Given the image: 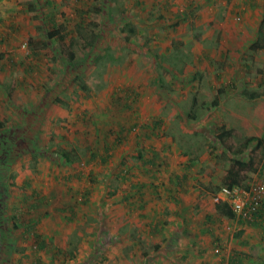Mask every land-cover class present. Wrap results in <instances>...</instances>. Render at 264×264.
<instances>
[{"label": "rangeland", "instance_id": "1", "mask_svg": "<svg viewBox=\"0 0 264 264\" xmlns=\"http://www.w3.org/2000/svg\"><path fill=\"white\" fill-rule=\"evenodd\" d=\"M145 1V5H140L139 8L135 7L137 0H41V8L38 3L33 4L36 10L30 12L32 22L28 28L35 33L24 40L29 50L35 49L38 52L34 55L35 60L42 62V86L39 88L41 94H37L38 101L32 105L30 102L26 106L23 102L14 103L15 107L10 104V109L16 108L20 115L29 118V123L25 129L18 130L21 132L20 136L15 135V131L11 134L8 145L10 153L7 156L10 158L12 155V160L7 165L8 168L0 174V264H47V261L49 264H76L77 244H70L73 240L67 231L72 230L77 234V226L81 224L79 220L87 221L81 224V228L96 229L93 233L98 237L90 248L87 247V251L78 246L85 252L84 256L87 255L84 264H163L167 258L171 264H190L185 262V253L180 249L189 246H180L178 242L176 245L172 241L170 245L162 247L129 244L126 245L125 256L119 255V245L117 248L112 247L114 256L106 253L105 249L108 247L103 246L113 239L112 231L120 226L115 225L122 221L118 211L123 212L127 206L115 208L121 206L117 193H136L129 189V183L137 182L135 163L143 155H147L145 145L149 141L142 139V134L149 130V116L152 111L164 104L163 101L169 103L171 98L178 111L194 112L195 120H189L187 124L195 133H201L202 126L206 129H203L206 136H203L201 143L200 138L186 139L189 141L186 142L188 147L194 149H185L179 154H183L188 160H200V147L214 148L215 140L211 134L217 120L209 119V116H213V109L209 102L200 103L199 110L198 105L193 108L190 103L191 97L198 99L196 95L201 92L198 72L192 69L196 67V61L200 62V56L197 58L198 52L195 51L208 49L210 64H216L218 70L220 65L225 69V64L230 60H216L217 52L212 48L229 40L224 41L227 39L223 38L226 35L222 36L219 32L216 39H210V35L216 33L214 25L209 28L206 24V31L203 32L204 29L199 25L187 24L188 28L182 31L186 30L185 33L177 36L173 30L176 29L174 27L178 24L177 20L173 22V18L163 17L165 13L161 12L165 10L154 5V1ZM70 3L73 6L70 7ZM130 4L133 6L132 10L129 8ZM21 6L23 4L16 3V0H0V18L15 17L22 11ZM180 24L183 26V22ZM57 34H62L63 38H57ZM204 34L207 37H202ZM92 35H95L93 43ZM64 49L68 50L67 53H72L74 64H70L61 53ZM76 76L86 90L82 91L77 87ZM203 96L205 97L204 94ZM187 98L189 106L185 101ZM6 108L8 113H5L6 119L0 130L9 127L17 130L8 116L11 111L8 106ZM160 109L163 113L169 111L164 105ZM198 114H201V119H197ZM135 125L143 130L141 129L140 134L129 133L130 137H127L129 130L137 131L138 127ZM181 131L182 128H179L180 137ZM158 134V139L165 140L164 132L158 131ZM241 139L243 137L239 136L236 146L242 143ZM15 142L17 143L13 144ZM27 144H30L29 150L26 149ZM58 147L70 151L72 163L66 164L56 151ZM174 148L181 150V140ZM92 153L95 158L91 159L89 155ZM236 153L237 158L244 159L250 152L247 147L243 152L240 150ZM105 158L106 162L102 166L97 164L99 159ZM15 162L23 170H27L25 165L28 162L33 174L41 167V175L44 172V176L45 171H52L51 168L54 172H61L59 167H66L62 169L64 172L79 168L80 173H83L81 182L90 179L92 182L89 186H95L97 200L107 197L109 205L107 208H97L99 213L96 212L94 225L92 221H88V214L78 207H74L77 214L69 219L64 218L62 212L56 211L60 215L56 224L64 232L54 233L53 230V235H56L54 241H58V244L53 246L50 241V246L44 251L47 259L41 258L40 262H35L33 258L25 257L36 254L30 243L33 239L32 233L27 234L24 239L25 231L22 227L15 226L20 218H16V214L9 211L11 195L16 200L17 194L14 191H21L14 178L19 175L18 171L11 170ZM222 162L227 163V160L222 159ZM88 163L91 164L87 165ZM74 176L72 175L73 179L68 178L58 184L59 193L55 198L53 195L47 196V201L41 202L42 211L50 210L53 215L55 209L65 205L62 210L73 214L68 205L72 202L70 197L76 185L77 179ZM44 188L46 193L54 190L50 184H46ZM99 205L101 207L104 203ZM17 215L19 217V213ZM121 228L120 226L116 232H124ZM134 232H130L134 234L133 238ZM106 237L111 239L106 241ZM208 250L214 252V246L208 247Z\"/></svg>", "mask_w": 264, "mask_h": 264}, {"label": "crops", "instance_id": "2", "mask_svg": "<svg viewBox=\"0 0 264 264\" xmlns=\"http://www.w3.org/2000/svg\"><path fill=\"white\" fill-rule=\"evenodd\" d=\"M40 1L16 0V3L23 4L22 11L13 18H0V128L4 125L5 113H8L6 106L11 111L8 116L15 127L25 123L23 115L13 108L10 109L8 92L14 97V103L23 102L25 106L27 102L31 105L37 102L36 96L41 94L39 88L42 86V62L35 60L34 55L38 52L35 49L29 50L24 40L35 33L28 28L29 23L32 22L30 12L36 10L33 4L38 3L41 8ZM148 1H154V5L165 10L161 12L165 13L163 17L173 18L171 19L173 22L177 20L178 24L174 27L176 29H173L177 36L185 33L186 30L182 31L188 28L187 24L190 26L195 23L202 27V30L204 29L203 32L206 31V24L209 28L214 25L216 33H212L210 39H216L219 32L222 36L226 35L223 37L227 38L224 41L229 40L219 47L212 48L217 52L216 60L223 61L224 58L230 60L225 64V69L220 65L221 68L218 70L216 64H210L208 49L195 51L198 52L197 58L200 56L198 58L200 62L196 61V67L192 69L198 72L201 92L196 95L198 99L191 97L190 103L193 108L198 105L199 110L200 103L209 102V106L213 109L211 112L213 116H209V119L217 120V126H214L211 134L215 140L214 148L200 147L198 150V153H201L200 160H188L186 156L179 154L185 149H194L188 147L186 142L189 141L186 139L200 138L201 143L203 136H206L203 133V129L206 130L204 126L201 127V133H195L187 124V121L195 120L196 114L188 111L193 114V118L190 119L187 116L188 112L178 111L171 98L169 103L163 101L164 104H160L152 111V115L149 116V130L142 134V139L149 141L145 145L147 155H143L135 163L137 168L135 171L138 175L135 178L136 184L129 183V189H133V193H136H117L121 206L115 208H124L127 205L123 212L118 211L122 218L121 223L115 224L116 226L120 224L124 232H116L119 226L111 233L113 239L106 237V241L111 240L104 243L103 246L108 247L105 252L114 256L115 251L112 247L119 245V255L125 256L126 245L129 244L139 247L147 244L162 247L170 245L173 241L176 245L178 242L180 246H189L180 249L185 253L183 255L185 262L190 264H264V201L260 213L252 223H245L236 213L227 216L216 207V201L224 200L219 198L222 194L218 190L222 186H227L228 182L235 180L234 185L243 187L251 182L264 180L262 167L264 149L262 144L257 148L254 140V138L260 139L264 131V0ZM145 2V0H137L135 7L139 8L140 5L142 7ZM132 7L130 4L131 10ZM49 18H52L51 15ZM202 37L207 35L204 34ZM185 101L189 106L188 98ZM215 101L216 104L211 106ZM156 102L155 98L154 103ZM163 105L169 110L168 112L161 111L160 107ZM201 117V114H198L197 119ZM135 126L138 127H136L137 131L129 130L127 137H130L129 133L140 134L141 129L143 130L139 125ZM179 128H182V137L179 136ZM222 130L226 131V134L220 139L218 135ZM158 131L166 134L165 140L158 139ZM239 136L243 137L240 140L242 143L236 146L235 142L239 140ZM179 140H181V150L174 148ZM226 146L232 148L235 153L228 151ZM247 147L250 152L248 156L244 159L237 158L236 152L240 150L243 152ZM261 151L263 156L259 160ZM89 157L92 159L95 155L92 153ZM251 157L256 164L258 163L255 172L249 168L238 170L232 163L234 160L247 162ZM222 159L227 160V163H223ZM105 162L106 158L99 159L97 164L102 166ZM39 164L41 165V162ZM19 166L18 162L13 163L11 170L18 171L19 175L14 178L21 191H14L17 194L16 200H14L15 196L11 195L9 211L14 212L16 218H20L15 226H20L25 231L24 239L27 234L32 233L33 239L30 243L34 246L36 254L35 257L28 255L25 257L40 262L41 258L47 259L44 251L50 246V241L53 242V246L58 244V241H54L56 235H53V230L54 233L64 232L56 224L57 217H60L56 211L62 212V216L69 219L77 214L74 207H78L88 214V221H92L94 225L96 215L99 213L98 209L107 208L109 199L101 197L100 201L97 200L95 186H89L92 182L90 179L81 182L83 173H80L79 168L70 172L62 170L66 167H59L61 172H54L51 168V172L44 170V176V172L41 175V167L33 174L30 172L28 162L25 165L27 170ZM231 168L234 169V173L228 174V169ZM72 175L77 179L70 197L72 202L68 205L73 214L62 210L65 205H60L55 210L53 207V215L50 210L42 211L41 202L47 201V196L53 195L55 198L59 193L58 184L68 178L73 179ZM46 184L53 185L52 193H46L44 190ZM99 203L104 205L100 207ZM83 215L84 213L81 214ZM79 222L87 223L84 220ZM81 224L77 226V234L72 230L67 231L73 240L70 244H77L76 264H84L87 257L78 246L84 247L87 251V247L90 248L98 238L93 233L96 229L84 230ZM132 231H135V238H133L134 234L130 233ZM42 239L46 241L45 248L39 245L42 244ZM19 242L21 243L22 240ZM212 246L214 252L208 250V247ZM159 255L157 257H160ZM155 264L161 263L155 262ZM163 264H171V261L167 258Z\"/></svg>", "mask_w": 264, "mask_h": 264}, {"label": "trees", "instance_id": "3", "mask_svg": "<svg viewBox=\"0 0 264 264\" xmlns=\"http://www.w3.org/2000/svg\"><path fill=\"white\" fill-rule=\"evenodd\" d=\"M92 41L91 43H93L94 41V38H95V35H92ZM57 38H63V35L62 34H57ZM68 50L67 49H64L61 53L67 58V60L69 61L70 64H74V57L72 55V53H67ZM77 77L75 78V82H77V87L78 88H81L82 91L86 90V87L85 85L81 84L78 80H77ZM7 97L9 99V101L11 102L12 106L15 107V104H14V97L11 95L10 92L7 93ZM41 102V101H40ZM46 103H49L46 101ZM216 104V101L215 102H212L211 103V106H214ZM16 109V108H15ZM17 110V109H16ZM36 110V109H35ZM29 112V111H27ZM187 116L192 119L193 118V114L188 112L187 113ZM24 118V121L25 123L19 127H15L17 130L15 129H11L10 127L7 128L6 130H0V174L3 172V170H6L8 168V164L9 162L12 160V155L10 156V158L7 156V154L10 153L9 151V148H8V145L11 141V134H13L15 132H17L15 135H19L21 134L20 129H25L26 125H28V119L29 118H26L25 116H23ZM6 131V132H5ZM7 134V135H4V134ZM226 134V131L222 130L221 133L218 135L219 138L221 139L224 135ZM254 140L256 141V144H257V148H260L262 142H261V138L260 139H257V138H254ZM17 142L13 143V144H16ZM225 143H223L224 145ZM27 150H29L30 148V144H27ZM226 149L228 151H231L232 153H235L233 152L232 148L226 146ZM59 154V156L67 163V164H70L72 163L71 159H70V151L69 150H66L62 147H58L57 150H56ZM263 156V151H261L260 153V157H259V160L261 159V157ZM4 159V160H3ZM6 162V163H5ZM238 170L240 169H246V168H249L250 170H252L253 172H255L257 170V166H258V163L256 164V162L254 161V158L251 157L247 162H242L240 160H234L232 162ZM234 169H228V174H232L234 173L233 172ZM234 181H231V182H228L226 185L227 186H232L234 185ZM216 207L217 209L226 214L227 216H233L235 214V212L233 211V209L230 207V205L225 201V200H219V201H216ZM260 213V212H259ZM258 213V214H259ZM257 214V215H258ZM256 220V219H255ZM254 220V221H255ZM253 221V222H254ZM38 238V235L36 236ZM42 248H45L46 247V241L44 239H42V244H39ZM39 246V248H41ZM38 247V246H37Z\"/></svg>", "mask_w": 264, "mask_h": 264}, {"label": "built area", "instance_id": "4", "mask_svg": "<svg viewBox=\"0 0 264 264\" xmlns=\"http://www.w3.org/2000/svg\"><path fill=\"white\" fill-rule=\"evenodd\" d=\"M260 138L264 149V131ZM262 167L264 171V161ZM218 191L222 194L219 198H223L239 218L245 223H252L258 216L264 201V180L260 179L243 187L222 186Z\"/></svg>", "mask_w": 264, "mask_h": 264}]
</instances>
